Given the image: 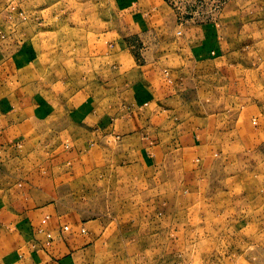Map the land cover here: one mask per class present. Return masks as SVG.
Returning <instances> with one entry per match:
<instances>
[{
    "label": "rangeland",
    "instance_id": "rangeland-1",
    "mask_svg": "<svg viewBox=\"0 0 264 264\" xmlns=\"http://www.w3.org/2000/svg\"><path fill=\"white\" fill-rule=\"evenodd\" d=\"M202 25H213L220 38L230 31L242 46L250 41V26H264V0H0L1 76L31 78L32 86L45 90L40 101L47 105L50 93L67 89L66 83L76 90H106V105L120 110L91 146V162L66 167L80 179L65 177L61 186L65 211L79 219L104 217L117 230L111 244L94 249L99 259L93 263L264 264V129L260 137L252 134L255 147L245 149L224 120L223 129L217 128L219 113L210 112V102L219 82L212 67L197 64L202 52L176 51L178 39ZM169 31L170 44L156 49ZM100 37L128 42L137 62L151 58V44L154 57L184 89L183 114L157 115L158 129L149 133L144 112L136 110L139 118H133L116 96L123 93L116 77L124 74L130 90L147 93L137 87L134 66L97 58ZM261 74L253 79L264 97ZM102 81L108 84L100 87ZM241 104L237 99L236 109ZM132 119L139 129L133 138L111 130ZM164 120L169 122L159 128ZM191 138L209 143L208 157L197 155Z\"/></svg>",
    "mask_w": 264,
    "mask_h": 264
},
{
    "label": "crops",
    "instance_id": "crops-1",
    "mask_svg": "<svg viewBox=\"0 0 264 264\" xmlns=\"http://www.w3.org/2000/svg\"><path fill=\"white\" fill-rule=\"evenodd\" d=\"M228 33L220 38L213 25L193 27L178 39L180 47L176 51L202 52L203 59L197 64L202 61L212 67L219 82L214 84L215 94L210 102V112L219 113L214 119L217 128L223 129L224 120L227 128L230 127L228 133L238 134L235 136L240 138L243 148L253 149L256 138L252 134L260 137L264 129V97L253 79L264 71V26H250L247 32L250 41L242 46ZM170 34L165 32L162 45L157 41L155 48L167 47L170 43L166 37ZM99 39L98 50L91 48L95 49L97 58L125 59L134 66L137 87L143 86L147 93L141 97L130 90L131 79L124 74L116 77L123 90L116 96L124 98L123 104L133 112V118L138 119L135 115L144 112L149 133L158 129L157 115L183 114L184 89L177 87L160 57H154L155 48L151 44L146 53L151 58L137 62L129 53L128 42L107 43L103 37ZM31 82L29 77L6 72L0 75V264H96L93 262L99 256L92 255L94 249L111 244L117 230L109 228L111 222L104 217L79 219L65 211L60 203L61 186L65 177H69L68 182L72 178L80 179L81 176L73 175L71 167L69 170L66 167L77 161L91 162L86 157L91 146L107 134L110 119L120 110L106 105L104 98L109 95L106 90H76L69 83L62 92H51L52 99L47 105L40 101L45 90L32 86ZM100 83V87L108 84ZM237 99L242 102L238 109ZM144 101L146 104L142 106ZM48 106L50 110L45 113ZM49 119L51 122H47ZM132 120L111 130L128 131L127 135L133 138L139 129L133 123L135 119ZM168 122L161 121L159 128ZM156 141L148 140V145H156ZM193 141L191 138L190 142ZM193 145L198 156L206 158L211 153L208 142L196 140ZM75 173L81 174V170Z\"/></svg>",
    "mask_w": 264,
    "mask_h": 264
}]
</instances>
